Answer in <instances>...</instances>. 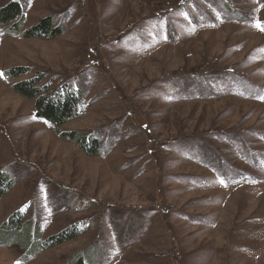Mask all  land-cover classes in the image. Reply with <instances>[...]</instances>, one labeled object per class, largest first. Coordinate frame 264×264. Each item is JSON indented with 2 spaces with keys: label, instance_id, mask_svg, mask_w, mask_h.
<instances>
[{
  "label": "rangeland",
  "instance_id": "obj_1",
  "mask_svg": "<svg viewBox=\"0 0 264 264\" xmlns=\"http://www.w3.org/2000/svg\"><path fill=\"white\" fill-rule=\"evenodd\" d=\"M18 1L20 32L0 27V175L13 182L0 232L22 214L40 247L79 235L32 257L0 243V264H264V0ZM50 18L61 36L23 37ZM35 79L80 93L77 118L38 119L14 88Z\"/></svg>",
  "mask_w": 264,
  "mask_h": 264
},
{
  "label": "trees",
  "instance_id": "obj_2",
  "mask_svg": "<svg viewBox=\"0 0 264 264\" xmlns=\"http://www.w3.org/2000/svg\"><path fill=\"white\" fill-rule=\"evenodd\" d=\"M0 4H2L0 8V27L11 25V32L19 33L25 20L24 6L18 0H0ZM53 21V18L46 21L41 20L38 25L27 30L23 34V37L41 40L58 38L63 34L62 27H55ZM25 72L24 69H16L11 73H7L6 76L8 78H19ZM37 82L38 79L20 82L14 88L25 99H36L38 119L56 127H62L77 118L79 106L82 102V95L80 93H75L66 87L49 93L46 87H37ZM66 137L75 140L81 149L90 156L101 152L99 142L87 139L83 135L68 134ZM12 185V180L10 181L8 177L0 175V198L10 191ZM24 218L25 215L15 214L4 226V229L0 232V243L2 245L7 243L19 244L32 256L44 247H51L52 245L60 246L79 235L75 226H72L67 231L48 240L45 246L40 247L41 245L38 243L40 239L39 225H34V221L33 223L25 222ZM70 263L85 264V261L83 257H80L72 259Z\"/></svg>",
  "mask_w": 264,
  "mask_h": 264
},
{
  "label": "snow or ice",
  "instance_id": "obj_3",
  "mask_svg": "<svg viewBox=\"0 0 264 264\" xmlns=\"http://www.w3.org/2000/svg\"><path fill=\"white\" fill-rule=\"evenodd\" d=\"M3 75V73H0V76H2Z\"/></svg>",
  "mask_w": 264,
  "mask_h": 264
}]
</instances>
